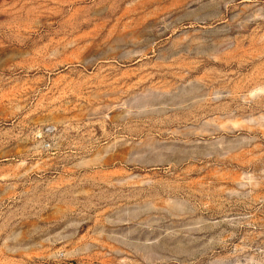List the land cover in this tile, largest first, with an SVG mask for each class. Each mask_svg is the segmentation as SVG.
<instances>
[{
	"label": "rangeland",
	"instance_id": "rangeland-1",
	"mask_svg": "<svg viewBox=\"0 0 264 264\" xmlns=\"http://www.w3.org/2000/svg\"><path fill=\"white\" fill-rule=\"evenodd\" d=\"M0 264H264V0H0Z\"/></svg>",
	"mask_w": 264,
	"mask_h": 264
}]
</instances>
